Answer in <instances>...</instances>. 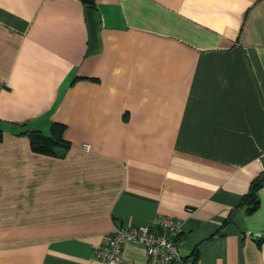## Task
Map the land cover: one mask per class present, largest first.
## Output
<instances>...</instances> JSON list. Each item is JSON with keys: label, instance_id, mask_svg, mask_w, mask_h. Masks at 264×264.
Here are the masks:
<instances>
[{"label": "crops", "instance_id": "0c3cea01", "mask_svg": "<svg viewBox=\"0 0 264 264\" xmlns=\"http://www.w3.org/2000/svg\"><path fill=\"white\" fill-rule=\"evenodd\" d=\"M54 123L60 158L16 135ZM0 126V264H105L158 216L184 261L264 264V0H0Z\"/></svg>", "mask_w": 264, "mask_h": 264}, {"label": "built area", "instance_id": "2783aa9c", "mask_svg": "<svg viewBox=\"0 0 264 264\" xmlns=\"http://www.w3.org/2000/svg\"><path fill=\"white\" fill-rule=\"evenodd\" d=\"M182 223L175 218L158 216L152 223L141 227L115 229L109 241L95 251L94 257L105 264H131L122 258L125 245L144 248L147 264H185L180 253Z\"/></svg>", "mask_w": 264, "mask_h": 264}, {"label": "trees", "instance_id": "16d2710c", "mask_svg": "<svg viewBox=\"0 0 264 264\" xmlns=\"http://www.w3.org/2000/svg\"><path fill=\"white\" fill-rule=\"evenodd\" d=\"M81 2L86 7L91 8L94 6V0H81ZM65 131V125L54 123L48 134H44L41 131L23 129V127H21L16 135L28 137L31 141V147L36 154L60 158L71 149V144L64 137ZM4 133V129L0 126V141L3 139ZM262 186H264V176L252 182L248 194L245 195L242 200V205L246 209L245 213L248 215L253 214V212L257 211L259 208L260 200L258 193ZM197 262V252H193V254L185 260V264H197Z\"/></svg>", "mask_w": 264, "mask_h": 264}]
</instances>
